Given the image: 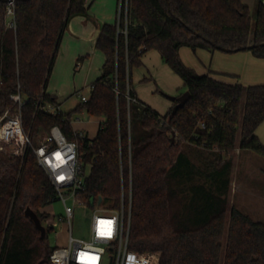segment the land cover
Instances as JSON below:
<instances>
[{
	"label": "trees",
	"instance_id": "trees-1",
	"mask_svg": "<svg viewBox=\"0 0 264 264\" xmlns=\"http://www.w3.org/2000/svg\"><path fill=\"white\" fill-rule=\"evenodd\" d=\"M5 7L0 0V115L14 111L10 95L19 92L23 127L34 141L58 125L77 142L83 172L89 167L79 197L89 206L101 197L103 205L118 209L123 191L128 248L158 252V264H264V222L234 205L226 218L234 151L264 157L255 133L264 121V83L199 74L179 55L186 46L249 50L264 58V3L257 1L250 14L242 0L122 2L113 22L99 27L94 47L104 59L87 100L55 115L41 108L57 99L46 86L68 22L90 19L89 3L15 0L14 29L6 24ZM148 50L158 51L190 93L173 114L175 101L160 114L134 92L131 73ZM83 111L101 118L92 139L71 126L72 115ZM181 142L198 148L196 159ZM57 199L30 149L22 156L0 149V264H52V227L44 225L42 237L25 209L42 223L48 216L42 208Z\"/></svg>",
	"mask_w": 264,
	"mask_h": 264
},
{
	"label": "built area",
	"instance_id": "built-area-1",
	"mask_svg": "<svg viewBox=\"0 0 264 264\" xmlns=\"http://www.w3.org/2000/svg\"><path fill=\"white\" fill-rule=\"evenodd\" d=\"M122 2L125 5L126 0L118 1V15ZM14 4L15 0H7L5 7L6 24L13 29L16 27ZM77 96L81 101H86L88 97L83 94ZM10 98L15 109L13 112L6 109L0 115V149L18 156L24 155L25 151L30 149L36 164L47 175L57 197L64 205L67 242L64 246L52 247L48 255L49 261L52 264H158V252H138L128 248L129 218L125 216L123 207V191L121 207L118 209L106 207L101 201L98 202V198L92 206L83 202L79 194L83 189L84 172L79 160L77 142L68 139L58 125L51 126L48 131L39 134L34 141L23 127L22 96L18 92L10 95ZM127 98L132 99L130 96ZM41 108L53 115L62 111L57 101L47 102ZM79 119V117L71 118L70 122ZM76 132L83 135L82 131ZM68 199H71L72 203L91 208L90 234L86 239L72 235L71 218L74 206L68 204ZM130 202L131 191L128 197L129 207Z\"/></svg>",
	"mask_w": 264,
	"mask_h": 264
},
{
	"label": "rangeland",
	"instance_id": "rangeland-1",
	"mask_svg": "<svg viewBox=\"0 0 264 264\" xmlns=\"http://www.w3.org/2000/svg\"><path fill=\"white\" fill-rule=\"evenodd\" d=\"M89 17L93 18L91 15ZM63 38L61 39L46 89L48 92H55L61 100L68 97L62 109L69 110L79 102V97L77 95H70L73 91L80 90V93L88 96L89 85L95 76L99 74V68L103 62V53L96 49L92 42L88 44L87 54H82L81 57L76 56L71 61L69 55L71 53L73 54V51H75L76 44L74 40L68 43ZM136 84L137 83H134V86H136ZM148 84H150L151 87L152 85L154 86L153 82ZM160 84L161 83H159V85L156 84V95H160L161 97L168 95L169 93L164 91V87ZM150 85L141 86L140 92L143 91L145 95H148L149 92L147 94L146 89H149L148 86ZM185 90L184 86L181 87V89H178L175 96H179ZM75 117H79L83 121V125L87 126L89 131L88 138L92 139L95 136L101 118L89 115L86 112L74 113L72 118L74 119ZM86 121H89V123H86ZM78 128H80L79 124L76 125L77 131L80 130ZM171 137L175 138L174 135ZM180 147L183 148L191 158L196 159L198 153L196 152L198 149L196 146L181 142ZM88 172L89 167L85 166L84 175L88 174ZM229 178L230 185L227 194L226 218H228L229 208L234 205L239 210L247 213L251 218L264 222V157L248 150L236 149L233 153L232 168ZM67 202L74 206V213L71 218L72 235L84 239L88 238L90 234L91 208L79 203H72L71 199H68ZM42 211L48 214L47 218L42 221V224L52 227L47 235L50 245L52 247L66 245L68 231L64 214V205L61 199L58 198L47 204L42 208Z\"/></svg>",
	"mask_w": 264,
	"mask_h": 264
},
{
	"label": "crops",
	"instance_id": "crops-1",
	"mask_svg": "<svg viewBox=\"0 0 264 264\" xmlns=\"http://www.w3.org/2000/svg\"><path fill=\"white\" fill-rule=\"evenodd\" d=\"M86 1L89 3V15L93 18L85 19L81 16L71 18L62 36L68 43L74 40L76 44L75 51L69 55L71 61L76 56L81 57L82 54H87L88 44L93 42L94 45L100 25L106 21H109L108 23L113 22L116 16V0ZM257 1L259 0H242L248 6L250 14H253ZM260 1L264 3V0ZM179 55L184 63L192 67L199 74L213 71L223 73L224 75H218L217 77L230 83L235 81L243 85L264 83V58L253 56L249 50L226 54L220 50L210 52L202 48L192 50L189 47L182 46L179 48ZM131 78L136 97L160 114H164L173 105L174 101L166 95L163 97L156 95V84L159 85L161 83L160 85L164 87V91L173 96L176 95L178 89L183 87L182 79L162 61L160 54L156 50H148L144 53L142 56V65L132 70ZM143 78H146V80L142 81ZM150 82H153L154 86L152 85L151 87L148 84ZM134 83H137L136 86H134ZM144 84L150 85L148 86L149 89H146L147 94L149 92L148 95H145L143 91L140 92L141 86H146ZM46 92H48L47 89ZM48 93L54 94L57 97L56 101L59 103L62 111H68L62 109L68 97L61 100L55 92L51 91ZM78 94H82L80 90H75L70 95ZM86 123H89V121H86ZM78 124L80 127L78 128L80 129L79 131H82L88 136V128L86 125H83L84 123L81 119L71 122L72 128L76 131V125ZM255 133L259 140L264 143V121L257 126Z\"/></svg>",
	"mask_w": 264,
	"mask_h": 264
},
{
	"label": "water",
	"instance_id": "water-1",
	"mask_svg": "<svg viewBox=\"0 0 264 264\" xmlns=\"http://www.w3.org/2000/svg\"><path fill=\"white\" fill-rule=\"evenodd\" d=\"M7 1V0H4ZM169 99L175 101V104L172 106L171 109V114H173L179 107L183 106L184 103L188 100L190 93L188 90H185L182 94H180L179 96H171V95H166ZM92 200V198H91ZM98 202L101 201V197H98ZM25 215L28 216L34 223V225L36 226V228L40 231L41 236L43 237L45 235V227L44 225H42L39 217L37 216V214L30 209L29 207H27L25 209Z\"/></svg>",
	"mask_w": 264,
	"mask_h": 264
}]
</instances>
